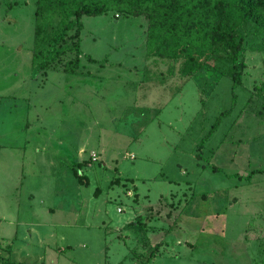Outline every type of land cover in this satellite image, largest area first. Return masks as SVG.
I'll return each instance as SVG.
<instances>
[{
	"label": "rangeland",
	"instance_id": "obj_1",
	"mask_svg": "<svg viewBox=\"0 0 264 264\" xmlns=\"http://www.w3.org/2000/svg\"><path fill=\"white\" fill-rule=\"evenodd\" d=\"M33 10L0 0V264H264V52L233 85L107 10L38 71Z\"/></svg>",
	"mask_w": 264,
	"mask_h": 264
},
{
	"label": "trees",
	"instance_id": "obj_2",
	"mask_svg": "<svg viewBox=\"0 0 264 264\" xmlns=\"http://www.w3.org/2000/svg\"><path fill=\"white\" fill-rule=\"evenodd\" d=\"M107 10L144 18L150 55L181 60L189 73L218 71L233 85L241 81L245 52H264V0H34L32 68L44 71L60 62L62 70L76 73L81 17ZM159 244L147 245L146 252L154 254Z\"/></svg>",
	"mask_w": 264,
	"mask_h": 264
},
{
	"label": "built area",
	"instance_id": "obj_3",
	"mask_svg": "<svg viewBox=\"0 0 264 264\" xmlns=\"http://www.w3.org/2000/svg\"><path fill=\"white\" fill-rule=\"evenodd\" d=\"M90 156H91V159H92V160L95 159V155H94L93 153H92ZM117 210H119V209L117 208Z\"/></svg>",
	"mask_w": 264,
	"mask_h": 264
}]
</instances>
